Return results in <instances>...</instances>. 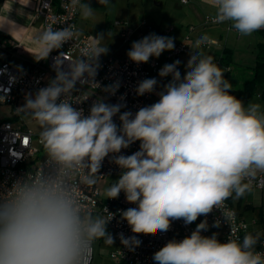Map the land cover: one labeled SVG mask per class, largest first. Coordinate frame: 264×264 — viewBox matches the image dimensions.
I'll use <instances>...</instances> for the list:
<instances>
[{
	"label": "clouds",
	"instance_id": "clouds-1",
	"mask_svg": "<svg viewBox=\"0 0 264 264\" xmlns=\"http://www.w3.org/2000/svg\"><path fill=\"white\" fill-rule=\"evenodd\" d=\"M97 3L107 10L114 5L111 0ZM201 3L210 10L213 23H227L241 36L264 30V0ZM29 4L27 0L21 6ZM11 6L0 8V28L8 25L10 35L26 27L9 19ZM44 6L49 11L50 5ZM64 7L81 21L96 17L88 0H66ZM65 24L56 28L46 22L27 35L30 50L21 47L35 61L47 60L53 51L81 37L74 24ZM208 40L204 34L188 46L183 76L179 60L161 68L159 76L171 75L170 82L157 93V102L135 114L121 113V104L103 99L94 101L87 115L73 106L78 83L100 87L95 77L100 57L108 52L104 34L90 35L72 58L65 52L53 58L55 77L34 95L27 94L25 103L15 109L36 129L44 161L38 170L0 191V264H91L98 240L112 246L114 238L106 226L113 214L105 219L87 209L81 197L84 188L92 190L104 178L99 172L110 156L121 172L104 188V196L116 199L123 192L126 202L135 205L121 212L133 234L156 236L167 232L172 221L190 225L214 210L230 224L233 214L224 209L225 202L250 193L252 181L264 174V106L245 105L232 94L226 70L203 51ZM174 48L172 37L151 33L134 41L127 56L136 64L147 63ZM156 85L155 78L144 79L136 94L152 93ZM119 86L117 82L103 91L114 95ZM118 113L119 126L113 119ZM137 141L138 151L121 154ZM220 226L219 219L212 225ZM208 228L204 219L189 236L170 240L155 252L153 264H264V251L256 248L264 233L248 232L242 242L238 238L221 242L217 233L202 235ZM119 238L129 250L141 244L137 235Z\"/></svg>",
	"mask_w": 264,
	"mask_h": 264
},
{
	"label": "built area",
	"instance_id": "built-area-1",
	"mask_svg": "<svg viewBox=\"0 0 264 264\" xmlns=\"http://www.w3.org/2000/svg\"><path fill=\"white\" fill-rule=\"evenodd\" d=\"M180 3L183 5L188 4ZM66 0H39L37 8V16L42 19L43 26L45 23H50L51 26L56 28L66 26L65 23L74 24L77 28L78 14L69 11L64 7ZM50 5L48 8L44 5ZM47 18V21H46ZM205 25H217L209 18L204 21ZM115 25H121L115 22ZM146 23H143L145 26ZM194 28L190 27L184 41L175 45V48L166 55V63L171 64L175 62L181 55L190 52L189 45L194 41L192 39ZM132 28L126 27L121 33L124 41H129L132 36ZM88 36L81 35L78 41L72 44L69 42L65 44L62 49L53 51L47 60H42L34 64L32 67H24L20 63H13L7 60L0 62V96L5 97V103L0 104L4 106L11 103H16L17 99H24L29 93L35 94L39 88L45 87L49 80L55 77L53 70V58L59 55L60 52H65V56L72 58L79 54L80 49L87 43ZM216 42L208 41L204 46L209 47L215 45ZM13 45L9 42H0V49L10 50ZM218 66L225 69V76L229 73V67L222 64L221 58L218 57L214 60ZM161 64L155 58H150L147 63L136 64L128 57L117 59L112 53L107 52L106 55L100 57L101 67L98 69V74L95 81L99 83L100 87L90 88L88 85L81 86L77 84L78 91L73 93V106L82 108L85 115L88 114L89 109L94 101L103 99L104 102L109 104H121V113L124 111H131L135 114L139 108L146 106L152 93H146L143 96H138L135 89L140 81L151 78L152 75L158 76L162 81L166 77H160L159 71L165 65ZM179 70V65H178ZM171 76V75H169ZM119 82V88L114 95H111L103 89L108 85H113ZM91 93V95H90ZM75 99L81 101L76 102ZM12 116L17 117L15 110L12 111ZM19 117V116H18ZM114 122L119 126V113L113 118ZM34 144H38L37 136L33 132L22 126H15L7 119H2L0 116V191L10 188L12 183L22 177H25L29 172L39 169L40 164H35V160L39 158L40 150ZM139 150V141L133 143L129 148L122 149L121 154L131 155ZM111 156L106 158L102 164L99 175L104 178L115 175L119 178L121 170L114 163L110 162ZM43 163V162H42ZM104 178H101L104 179ZM253 189H264V174L257 176L252 181ZM82 199L85 201V207L94 213L103 216L105 219L110 218V213L113 218L108 222L107 226L112 230L118 248L111 252L110 259L112 264H153V256L155 252L160 250L166 243L172 239L182 240L189 236L196 226L207 219L209 228L207 231H202V235L210 236L216 232L219 235L221 242H226L228 239H239L241 242L246 233L249 232V226L243 220L238 218L234 208L230 204V199L225 202L224 209L232 213L230 224L224 219L220 210H214L207 217L201 216L190 225H185L183 220H175L171 222L170 229L167 232L160 233L159 235H143L133 234L127 222L121 219V212L129 207H135L133 204L126 202L123 192L120 193L116 199H106L101 197V192L97 185L94 189L89 190L84 188L81 193ZM107 209V210H106ZM221 221L219 228L212 227L215 220ZM234 229V231H231ZM120 234L124 237H131L137 235L141 241L139 247L135 250H129L124 247L120 242ZM258 251H264V236L261 237V243L256 246ZM94 254L91 264H93Z\"/></svg>",
	"mask_w": 264,
	"mask_h": 264
},
{
	"label": "crops",
	"instance_id": "crops-1",
	"mask_svg": "<svg viewBox=\"0 0 264 264\" xmlns=\"http://www.w3.org/2000/svg\"><path fill=\"white\" fill-rule=\"evenodd\" d=\"M25 3H27V0H20V3L19 0H16L13 4L12 0H0V8L3 10H7L12 5V10L9 13L10 20L14 21L18 26L26 25L25 29H22L21 32L14 31L11 35L9 34L8 25H5L4 28H0V42L5 41L13 45V48L8 51L0 49V62L7 60L13 63H20L24 67H32L37 61H35L33 56L24 49H29L26 37L32 32L37 31L38 28L43 27V22L36 14L39 0H30L28 6H21V4ZM129 5L130 4H128V6ZM130 10L131 19L133 20H131V22H119L121 25H118L120 28L117 34L121 38V43L114 49L108 47V52L111 50L110 52L117 59L128 57L127 52L130 50L132 43L151 33L172 37L175 45H177L184 41L189 28L193 27L194 31L192 39L195 40L198 37L207 34L209 37L208 41L216 42L215 45L203 48V51L207 55H211L214 60L218 57L221 59L228 57L227 67L231 68V64H233L235 60V49L237 44L243 39H247L244 38V36L239 35L234 29H230V25L227 23L205 25L204 21L206 18H209L210 10L202 5L201 0H189L186 5L181 4L180 0H132ZM20 12H23V15L19 14ZM29 15H32V17L28 18ZM141 18V21L138 20ZM143 23H146V25L143 26ZM114 26L117 25L114 23ZM126 27H131L133 31L129 41H124L121 37V33ZM258 32L259 31L255 32V34L258 35ZM249 38L250 37H248V39ZM261 40L262 39L260 38L259 41ZM169 52L170 51H164L158 58H152H155L161 64H165L166 55ZM189 57L190 52L181 55L177 59L181 62L179 65V71H185L184 69H186L185 66ZM22 100L24 99H17L16 103L19 104ZM13 120L18 122L17 124H14L15 126L19 125L31 129L30 126L20 117H13ZM230 204L236 211L238 218L248 224L249 232L253 234L257 231L264 233V189H252L250 193H247L244 197L239 199L230 198ZM114 239L116 240L115 236ZM117 248L118 243L113 251ZM99 264H103V262ZM109 264H112V261Z\"/></svg>",
	"mask_w": 264,
	"mask_h": 264
},
{
	"label": "rangeland",
	"instance_id": "rangeland-1",
	"mask_svg": "<svg viewBox=\"0 0 264 264\" xmlns=\"http://www.w3.org/2000/svg\"><path fill=\"white\" fill-rule=\"evenodd\" d=\"M91 6L96 9V17L89 21H81L78 17L77 20V29L81 32V35L87 34L86 36H96L98 34H104L105 43L107 47L114 49L121 43V38L117 34L120 27L114 26L115 22H131V6L132 0H111L112 4H114L111 10H107L103 8V6L97 3V0H88ZM128 4H130L128 6ZM134 13V12H133ZM138 20H142L138 19ZM109 33L111 35L109 36ZM248 37H250L248 39ZM241 42L237 44L235 49V60L234 63L231 64V68H229V73L225 76L232 84V89H243L244 83L251 78L253 66L256 63L257 56V45L259 41V35L253 33L251 36H244ZM131 49V48H130ZM111 50H109V53ZM181 72V76H183L186 72ZM151 78H155L157 80V89L153 92L152 96L148 100L146 106H149L158 101L159 96L158 92L163 90V87L170 82L171 76H167L166 80L162 81L158 76L152 75ZM261 87L258 85L256 91L252 94V96L248 97L247 104L249 102L260 103L264 106V101H261L259 98ZM25 103V100H22L17 103H11L4 106H0V116L2 119L10 120L13 124H17V121L13 120L12 111L18 107H21ZM245 104V105H247ZM20 121V119H19ZM30 130L33 132L34 136H37V131L34 127L30 126ZM38 150H40V146L34 144ZM39 158L35 160V164H41L44 161V152L41 149L39 153ZM117 177L115 175H110L97 184L98 189L101 192V197L106 198L104 196V188L108 186V184L115 182ZM107 232L111 234L114 238V234L112 230L106 226ZM117 242L114 239V244L112 246L106 245L104 240H98L94 244V259L93 264H99L103 262V264H109L110 254L116 248Z\"/></svg>",
	"mask_w": 264,
	"mask_h": 264
},
{
	"label": "trees",
	"instance_id": "trees-1",
	"mask_svg": "<svg viewBox=\"0 0 264 264\" xmlns=\"http://www.w3.org/2000/svg\"><path fill=\"white\" fill-rule=\"evenodd\" d=\"M258 35L262 40L257 45L256 63L252 69L251 78L244 83L243 89H232V94L241 99L245 104L249 101L248 97L252 96L256 91L258 85L261 87L259 93L260 100L264 101V30L259 31ZM227 60L228 57L221 59L225 66L228 65Z\"/></svg>",
	"mask_w": 264,
	"mask_h": 264
}]
</instances>
